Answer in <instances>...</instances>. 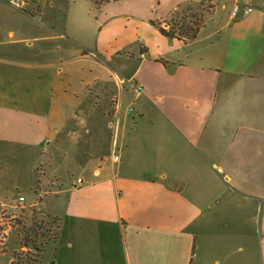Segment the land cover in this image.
I'll return each mask as SVG.
<instances>
[{
  "label": "crops",
  "instance_id": "crops-1",
  "mask_svg": "<svg viewBox=\"0 0 264 264\" xmlns=\"http://www.w3.org/2000/svg\"><path fill=\"white\" fill-rule=\"evenodd\" d=\"M12 1L0 0V113L19 80L49 88L72 63H89L99 120L112 130L83 149L96 166L71 196L59 186L44 201L59 225L42 264H264V0L234 20V0H210L192 40L158 24L196 0H64L89 3L95 26L81 18L82 35L66 14L49 22ZM8 124L0 142L31 136ZM35 160L32 190L49 173Z\"/></svg>",
  "mask_w": 264,
  "mask_h": 264
},
{
  "label": "rangeland",
  "instance_id": "rangeland-1",
  "mask_svg": "<svg viewBox=\"0 0 264 264\" xmlns=\"http://www.w3.org/2000/svg\"><path fill=\"white\" fill-rule=\"evenodd\" d=\"M93 1L99 5L110 0ZM238 1L241 2L234 0ZM49 2L46 8L18 0L11 3L27 9L30 14L38 13L49 22L53 19L58 22L66 14L65 19L80 35L83 34L79 23L81 18L90 15L92 19L89 22L93 25V15L87 1ZM211 7L210 0L187 2L178 6L165 20L169 25H174L176 30L181 25L194 24L198 20L204 24ZM4 15L8 24L15 23V14L9 12ZM84 24V33L93 37L94 27L89 30L87 19ZM169 25L164 24V27ZM93 72L95 68L89 63L79 66L72 63L70 69L64 70V74H60L50 85V90L49 85L29 79L24 82L19 80L18 90L7 94V106L11 109L5 112L6 115L0 113V120H8L7 127L12 133H32L29 138L13 137L0 142V187L8 193L7 199L0 196L3 203L0 206V264H11L18 262V259L24 262L22 264H42V250L57 235L59 225L58 216L43 206L44 201L55 194L59 186L64 190L63 198H69L71 184H75L77 177H84L86 172L96 166V158L88 161L83 149L98 134H108L112 130L106 129L104 122L99 120L102 111L94 103V94L90 90V87L100 88L99 83L94 82ZM98 144H101L100 141ZM64 156L74 158L64 162ZM30 159H37L36 164H41L40 173L49 168L44 181L39 179L33 185L34 191L28 184L30 174L26 164ZM19 195L26 199L19 200ZM53 200L48 199V202L51 204Z\"/></svg>",
  "mask_w": 264,
  "mask_h": 264
},
{
  "label": "trees",
  "instance_id": "trees-1",
  "mask_svg": "<svg viewBox=\"0 0 264 264\" xmlns=\"http://www.w3.org/2000/svg\"><path fill=\"white\" fill-rule=\"evenodd\" d=\"M169 25V23H168ZM203 25V22L198 20V22L194 24H184L181 25L180 27H177L178 30L174 27V25H169V27H163L162 25L158 24V27L161 31L162 34L168 37H178L182 38L184 40H192L196 37L197 32L199 28ZM25 244V241H24ZM24 262L20 261L18 259V262H11V264H22Z\"/></svg>",
  "mask_w": 264,
  "mask_h": 264
},
{
  "label": "built area",
  "instance_id": "built-area-1",
  "mask_svg": "<svg viewBox=\"0 0 264 264\" xmlns=\"http://www.w3.org/2000/svg\"><path fill=\"white\" fill-rule=\"evenodd\" d=\"M253 0H247L246 2H234L233 5L231 6L230 9V15L233 19H237L240 18L241 16H244L246 14H248L249 12L252 11L253 9V4H252ZM120 82H122V80H120ZM129 84L137 91V93H139L142 90V85H140L138 82H136L133 79H128ZM114 158H117V155L114 154ZM77 183L81 184L83 181L81 178H77ZM19 200H23L24 196L23 195H19L18 196ZM2 201L0 199V206L2 205ZM1 216V215H0ZM0 219H2L0 217Z\"/></svg>",
  "mask_w": 264,
  "mask_h": 264
}]
</instances>
